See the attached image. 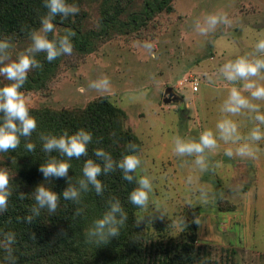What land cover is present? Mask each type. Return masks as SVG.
<instances>
[{
	"label": "rangeland",
	"instance_id": "obj_1",
	"mask_svg": "<svg viewBox=\"0 0 264 264\" xmlns=\"http://www.w3.org/2000/svg\"><path fill=\"white\" fill-rule=\"evenodd\" d=\"M144 2L77 0L73 4L80 11L72 21L85 31H98L105 12H117L121 21H127ZM217 10L226 11L232 24L208 37L200 36L196 23ZM53 23L59 35L71 29L64 23ZM10 38L15 52L30 43L29 34ZM261 38L264 0H173L172 12L157 14L138 30L98 39L90 53L74 51L63 56L57 75L46 88L24 91L31 98V109L81 110L108 98L126 112L125 126L142 142L143 164L137 170L138 178L145 174L154 177L150 207L140 216H150L157 209L165 214L163 220L146 223L149 239L145 244L150 253L153 251L147 264H154V255L159 256L163 249L188 240L192 229L206 262L264 264V151L255 160L224 156L226 150L235 152L247 142L254 122L247 112L237 117L221 112L234 85L219 73L224 63L251 51ZM144 41L154 43L156 59L140 46ZM105 75L111 81L110 91L88 89L90 81ZM209 78L214 83H209ZM4 83L7 81L0 77V85ZM81 87L84 93L79 91ZM168 88L176 93L177 102L165 101ZM257 103L264 109V102ZM225 118L238 123L241 140L237 144L218 141L215 153H206L209 167L218 165L214 172L202 173L194 156L174 154V136L198 138L206 129L215 131L216 123ZM259 147L264 149V141ZM236 186L240 191L231 193L229 188ZM201 187L216 193V198L199 201ZM196 216L203 228L193 223Z\"/></svg>",
	"mask_w": 264,
	"mask_h": 264
},
{
	"label": "clouds",
	"instance_id": "obj_2",
	"mask_svg": "<svg viewBox=\"0 0 264 264\" xmlns=\"http://www.w3.org/2000/svg\"><path fill=\"white\" fill-rule=\"evenodd\" d=\"M47 14L41 17V26L29 34L30 43L22 51L15 52V45L10 37L0 39V77L7 83L0 85V153L15 151L25 141V148L29 152L35 151V144L31 142L33 132L38 127L37 118L31 114V98L22 89L28 81L29 73L33 70H40L43 64L37 59L41 53L45 54L48 63L57 60L61 56H71L74 52L73 38L76 33L71 29H65L63 35H59L54 19L59 17L61 22L75 16L80 9L76 4L68 3L67 0H43ZM232 19L224 10H217L204 15L203 22L195 25L197 33L202 37L214 34L218 29L230 26ZM143 49L156 59L154 43L144 41L140 45ZM15 54V58L14 57ZM222 77L234 86L229 90L226 99L221 105V112L231 117H237L247 112L254 126L247 134L246 143L235 149L226 150L224 156L232 158L236 155L240 158L255 160L258 154L264 151L259 147L264 141V109L257 102H264V38L259 39L251 51L229 60L219 68ZM209 83L214 81L209 78ZM88 89L98 93H106L111 90L109 77L102 76L90 81ZM81 93L85 88L79 89ZM39 140L42 143V150L49 155L46 163L41 164L39 171L43 175V182L38 184L31 193L35 203L30 207L29 214L22 219L32 223L41 216L42 211L49 215L54 214L60 206L61 194L53 191V180L65 179L67 187L62 192L65 201H71L76 205L82 202V195L88 193L92 188L98 196L103 195L104 185L99 177L106 176L119 170L122 179L135 183L137 186L131 191L129 201L142 211L150 207V194L154 192V177L141 175L137 178L134 174L141 169L143 164V152L140 147L130 142L126 146L127 154L117 161L113 156L103 150L96 149L93 152L94 159H87L83 165V177L75 183L69 176L73 159H80L88 156V146L92 143V133L81 128L74 133L64 130L59 135L52 133H40ZM241 140L238 135V123L233 119H221L212 129L204 130L198 138H184L174 136L173 152L178 157H195V164L199 170L209 172L215 170L218 165L209 167L206 153H215L219 148L218 141L237 144ZM99 161V162H97ZM147 172V169H143ZM16 173L8 167H0V214L8 211L9 198L13 195L11 181ZM191 184V177L188 178ZM230 192L236 194L240 186L229 188ZM20 200L26 199L23 192H19ZM216 198V193L209 192L207 188L198 189V199L202 202H209ZM192 206V205H189ZM193 207V206H192ZM83 213V208L77 207L75 215ZM155 213V214H154ZM150 216H139L137 225L153 223L155 220H163L165 214L157 209ZM158 214V215H157ZM128 220L127 213L118 198L108 201V208L102 218L95 220L86 232L85 242L95 245H105L111 239L120 235L121 228ZM185 223V220H184ZM193 223L203 228L204 224L195 217ZM187 226V224L185 223ZM59 235H67L61 229ZM35 240V233L31 234ZM16 243L14 232L0 233V249L6 253L3 257L4 264H16V257L13 254V245Z\"/></svg>",
	"mask_w": 264,
	"mask_h": 264
},
{
	"label": "trees",
	"instance_id": "obj_3",
	"mask_svg": "<svg viewBox=\"0 0 264 264\" xmlns=\"http://www.w3.org/2000/svg\"><path fill=\"white\" fill-rule=\"evenodd\" d=\"M77 0H67L74 3ZM118 6L114 7L116 11ZM43 0H0V39L8 37H26L41 25V17L47 14ZM173 11V0H145L140 10L129 14L127 21H121L118 13H104L101 28L98 31H85L78 27L72 17L61 22L57 17L53 22L64 23L76 33L73 38L74 51L82 54L92 52L96 41L114 33H126L146 26L157 14ZM37 59L43 64L40 70L29 73L28 81L22 91H37L46 88L57 75L63 56L48 63L45 54ZM31 114L37 118L38 127L33 132L31 142L35 151L29 152L22 139L15 151L0 153V167H8L16 173L11 181L13 195L9 198L8 211L0 214V233L14 232L16 243L13 254L16 264H147V258L153 251L146 246L148 228L145 224L137 225L141 209L130 203L129 195L137 186L122 179V173L117 170L99 179L104 185L102 196H98L92 188L82 195V202L76 205L62 198V192L68 186L65 179L53 180V191L61 194L60 206L54 214L42 211L32 223L22 218L29 214L30 207L35 203L31 193L43 182L39 171L41 164L47 162L49 155L42 150L39 140L40 133L59 135L64 130L69 133L83 128L92 133V143L88 146V156L71 161L69 176L75 183L83 177L82 169L89 158L96 159L93 152L103 149L119 161L127 154L126 146L132 142L142 149V142L129 127L125 126L126 112L112 103L108 98H100L81 110L50 108L31 109ZM99 162V161H97ZM137 178V172L134 174ZM19 192L26 199L18 198ZM118 198L127 213L128 220L120 230V235L105 245H95L85 242L86 232L92 223L102 218L108 208V201ZM77 207L83 208V213L75 215ZM160 222V221H159ZM64 229L67 235H59ZM35 233L36 239H31ZM188 240L181 244H173L170 249H163L159 256L154 255V264H217L211 260L205 261L204 255L196 246L194 229L187 235ZM205 253V252H204ZM6 253L0 249V264H4Z\"/></svg>",
	"mask_w": 264,
	"mask_h": 264
},
{
	"label": "water",
	"instance_id": "obj_4",
	"mask_svg": "<svg viewBox=\"0 0 264 264\" xmlns=\"http://www.w3.org/2000/svg\"><path fill=\"white\" fill-rule=\"evenodd\" d=\"M165 101L167 102H177L179 100V98L177 97L176 93L174 92V90L172 88H168L166 90V93H165Z\"/></svg>",
	"mask_w": 264,
	"mask_h": 264
},
{
	"label": "built area",
	"instance_id": "obj_5",
	"mask_svg": "<svg viewBox=\"0 0 264 264\" xmlns=\"http://www.w3.org/2000/svg\"><path fill=\"white\" fill-rule=\"evenodd\" d=\"M195 89H197V88L195 87Z\"/></svg>",
	"mask_w": 264,
	"mask_h": 264
}]
</instances>
